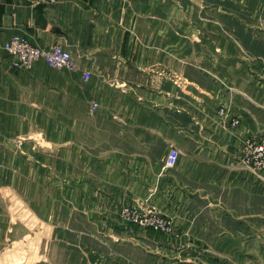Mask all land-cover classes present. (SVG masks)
I'll return each mask as SVG.
<instances>
[{
    "label": "crops",
    "instance_id": "obj_1",
    "mask_svg": "<svg viewBox=\"0 0 264 264\" xmlns=\"http://www.w3.org/2000/svg\"><path fill=\"white\" fill-rule=\"evenodd\" d=\"M14 34L63 45L76 70L0 50V264L29 240L49 248L34 264H194L199 246L249 238L264 218V173L241 163L264 135L263 0H0V43ZM127 205L175 235L124 221Z\"/></svg>",
    "mask_w": 264,
    "mask_h": 264
},
{
    "label": "built area",
    "instance_id": "obj_2",
    "mask_svg": "<svg viewBox=\"0 0 264 264\" xmlns=\"http://www.w3.org/2000/svg\"><path fill=\"white\" fill-rule=\"evenodd\" d=\"M31 6L53 5L58 0H26ZM0 50L3 51L12 61L13 66L21 69H30L34 62L44 60L50 67L58 70H76V64L69 49L60 44L50 47H43L32 43L27 37L21 34H14L3 43H0ZM91 78L89 71H84L83 79L88 81ZM98 104H93V110ZM233 125L239 121L234 120ZM180 151L172 147L169 149L165 167L174 168L177 165ZM243 162L254 170H264V142L247 141L244 147ZM122 219L141 227H151L166 234H172L174 227L171 219L163 217L157 210L147 206H122Z\"/></svg>",
    "mask_w": 264,
    "mask_h": 264
},
{
    "label": "rangeland",
    "instance_id": "obj_3",
    "mask_svg": "<svg viewBox=\"0 0 264 264\" xmlns=\"http://www.w3.org/2000/svg\"><path fill=\"white\" fill-rule=\"evenodd\" d=\"M218 115L221 117L227 118V119L230 118L228 111L224 107H221L218 110ZM234 120L239 121V123L237 125H233V122H235ZM230 124H231V126L236 127L240 124V119L239 118H231ZM248 140L251 142L252 141L264 142V135L260 138V140L252 139V138L247 139L245 141V145H246V142ZM243 160H244V148H243V152H242L241 163L246 168L252 169V167H248L243 162ZM252 170H254V169H252ZM256 171L264 173V170H256ZM263 179H264V177H263ZM30 183H31V186H33L34 181L31 179ZM27 184H28V182H27ZM42 186L44 187V183L42 184ZM134 206H137V205H134ZM150 208L155 209L154 207H150ZM254 209H256V208L254 207ZM155 210H157V209H155ZM119 213H120V216L122 217L121 211ZM159 213L161 215H163L161 212H159ZM251 214H253V213L251 212ZM163 217H167V216L163 215ZM252 217H251V219H252ZM262 219H264V218H262V216L260 215V221H257L256 217L254 220L250 221V228L248 229L249 231L247 232L248 234H246L244 231V234H246L247 237L249 236V238L248 239L244 238L243 240H241L243 242V244H241V245H235L233 247L232 246L227 247L225 245L199 246L200 250H202L201 253L204 251L203 253H205V254L198 255L199 250L197 252H194V254H196V255L191 256V258H195L194 261H196V262H194V264H264V220H262ZM128 223H130V222H128ZM252 223H253V225H252ZM24 224L25 223H23V225ZM26 224H27V226L23 227V229H25V231H27V233L30 234L31 232L29 231V228H30L29 221L28 222L26 221ZM136 226H138V225H136ZM40 227L41 228L37 227L39 229H37V228L36 229L42 230V231L46 229V228H44L43 225H41ZM138 227L143 228V229H151L155 232H160V233H163L165 235H172V234L175 235V229L173 230L172 234H166L162 231L155 230L151 227H141V226H138ZM14 238H16V236ZM25 240H27V238ZM48 249L49 248H48L46 242L42 243V245L40 247L38 245H36V248L34 246V243L30 240L27 242V244H24V243L15 244V243L11 242L10 243V262H9V264H25V263L34 264V262L36 260L44 259V255H46L48 253ZM62 251H65V250H62ZM205 251L210 253L211 259L208 260V257L206 255ZM34 253H36L37 259H35L36 257L34 256ZM39 255H43V257H39ZM64 255L65 254L63 253L58 257L59 262H62L64 260ZM184 257L181 256L180 258H177L175 260L170 261L169 263H164V264H187V262H185ZM41 264H43V263H41Z\"/></svg>",
    "mask_w": 264,
    "mask_h": 264
}]
</instances>
